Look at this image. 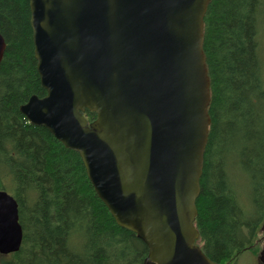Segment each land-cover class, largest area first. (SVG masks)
Instances as JSON below:
<instances>
[{
	"label": "water",
	"instance_id": "water-1",
	"mask_svg": "<svg viewBox=\"0 0 264 264\" xmlns=\"http://www.w3.org/2000/svg\"><path fill=\"white\" fill-rule=\"evenodd\" d=\"M210 1L28 0L45 96L19 112L78 154L116 225L146 246L142 264H217L194 227L210 125ZM4 52L0 35V62ZM85 111L96 115L90 124ZM21 241L17 203L0 190V255Z\"/></svg>",
	"mask_w": 264,
	"mask_h": 264
},
{
	"label": "trees",
	"instance_id": "trees-1",
	"mask_svg": "<svg viewBox=\"0 0 264 264\" xmlns=\"http://www.w3.org/2000/svg\"><path fill=\"white\" fill-rule=\"evenodd\" d=\"M29 19L28 0H0V190L16 201L22 230L19 251L0 264H142L146 246L116 225L78 154L19 112L45 96ZM263 21L264 0H211L203 19L210 125L194 227L217 264L257 254L263 234Z\"/></svg>",
	"mask_w": 264,
	"mask_h": 264
},
{
	"label": "rangeland",
	"instance_id": "rangeland-1",
	"mask_svg": "<svg viewBox=\"0 0 264 264\" xmlns=\"http://www.w3.org/2000/svg\"><path fill=\"white\" fill-rule=\"evenodd\" d=\"M261 27L263 29L261 37H262V43L264 45V21ZM261 245H262V241L260 242V245H257L258 247H256L258 248L257 253L260 251ZM256 260H257V254L254 251H247L239 257L236 264H257Z\"/></svg>",
	"mask_w": 264,
	"mask_h": 264
},
{
	"label": "flooded vegetation",
	"instance_id": "flooded-vegetation-1",
	"mask_svg": "<svg viewBox=\"0 0 264 264\" xmlns=\"http://www.w3.org/2000/svg\"><path fill=\"white\" fill-rule=\"evenodd\" d=\"M261 241H262V245H261V248H262L264 246V231H263V234H262ZM261 248H260V250H261ZM249 251H251V250H249ZM258 255H259V252L257 253V260L256 261H257V264H261L259 259H258Z\"/></svg>",
	"mask_w": 264,
	"mask_h": 264
}]
</instances>
